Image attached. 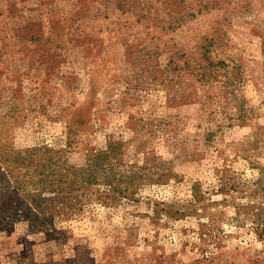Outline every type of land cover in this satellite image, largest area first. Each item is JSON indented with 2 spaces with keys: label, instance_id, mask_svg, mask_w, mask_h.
Wrapping results in <instances>:
<instances>
[{
  "label": "rangeland",
  "instance_id": "obj_1",
  "mask_svg": "<svg viewBox=\"0 0 264 264\" xmlns=\"http://www.w3.org/2000/svg\"><path fill=\"white\" fill-rule=\"evenodd\" d=\"M3 164L0 264H264V0H0Z\"/></svg>",
  "mask_w": 264,
  "mask_h": 264
},
{
  "label": "trees",
  "instance_id": "obj_2",
  "mask_svg": "<svg viewBox=\"0 0 264 264\" xmlns=\"http://www.w3.org/2000/svg\"><path fill=\"white\" fill-rule=\"evenodd\" d=\"M11 153L14 154L13 156V164L12 165V170L13 171H17L19 174L21 173V168L26 164L27 161H25L26 157L23 155V152H19L17 150H12ZM101 154H98V156H95V159L99 160L101 157ZM6 163V162H5ZM98 163V161L95 160L93 165H96ZM2 167L4 169H6L7 173H9L11 171V167L9 166H5V164L0 165V176H2L3 174V170ZM6 167V168H5ZM93 167V166H92ZM95 168V167H94ZM10 169V170H9ZM93 169V168H90ZM93 169L92 171H94V173L92 172L91 175H95L97 176L98 170ZM3 177V176H2ZM52 177V176H51ZM4 178V177H3ZM16 179V181H15ZM15 179L10 180V185L7 187V189H5L3 195H5V197H12L13 199L16 198L17 200H19V195L20 193H24V195L22 197H24V199L28 198L29 195H31L32 193V188H29L26 186V183H24L23 179L17 180V177ZM3 180L0 181L3 184ZM40 184L37 187L38 192L34 195H36L39 198V201H43V200H50L51 203L55 202L56 200L59 203H63V199L67 197V194L70 193L72 190L78 188L77 184H82V183H89V184H93L95 183L94 181H97V179H92L90 177H86V179L84 180H78V179H72V178H67L65 179V177H56V178H49L48 176L42 175L40 178ZM11 187L12 192L10 191ZM3 188L0 189V192H2ZM7 192H9V194H7ZM47 193H54V197H46L45 194ZM10 215H7L6 211H3V217L0 215V222H7L10 224H13L14 222H16V219L18 217H27L29 219L30 224H36L33 227H36L35 229H49L50 227L48 226V224H50V221L52 222V220H54L55 214L53 210H47L46 207H37V208H32V207H20L17 209V211L15 210H9ZM8 213V214H9ZM2 220V221H1ZM54 222V221H53ZM253 222H256L257 224H259V219H254ZM264 223V220H263ZM40 224V225H37ZM39 226V227H38ZM263 229H264V225H263Z\"/></svg>",
  "mask_w": 264,
  "mask_h": 264
}]
</instances>
